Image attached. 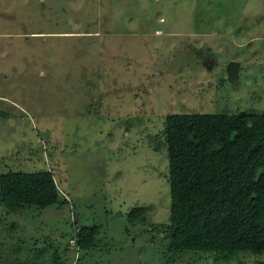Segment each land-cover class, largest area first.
<instances>
[{"label": "rangeland", "instance_id": "rangeland-1", "mask_svg": "<svg viewBox=\"0 0 264 264\" xmlns=\"http://www.w3.org/2000/svg\"><path fill=\"white\" fill-rule=\"evenodd\" d=\"M237 111L264 112V0H0V173L51 170L63 199L0 205V262L264 261L169 252L160 233L166 114ZM136 205L144 220L127 218Z\"/></svg>", "mask_w": 264, "mask_h": 264}, {"label": "trees", "instance_id": "trees-1", "mask_svg": "<svg viewBox=\"0 0 264 264\" xmlns=\"http://www.w3.org/2000/svg\"><path fill=\"white\" fill-rule=\"evenodd\" d=\"M163 133L170 187L168 221L160 229L165 249L264 253V112H172ZM61 202L51 170L0 173V205L9 212ZM143 210L136 205L127 218L144 220ZM97 231L81 226L77 245L95 246ZM31 262L13 264H40Z\"/></svg>", "mask_w": 264, "mask_h": 264}, {"label": "water", "instance_id": "water-1", "mask_svg": "<svg viewBox=\"0 0 264 264\" xmlns=\"http://www.w3.org/2000/svg\"><path fill=\"white\" fill-rule=\"evenodd\" d=\"M239 66L240 63L236 60H230L227 63L226 70H227V75L230 79H235L237 77Z\"/></svg>", "mask_w": 264, "mask_h": 264}]
</instances>
